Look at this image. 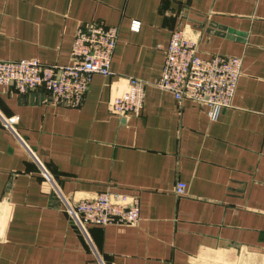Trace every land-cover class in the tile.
<instances>
[{
  "label": "crops",
  "instance_id": "0c3cea01",
  "mask_svg": "<svg viewBox=\"0 0 264 264\" xmlns=\"http://www.w3.org/2000/svg\"><path fill=\"white\" fill-rule=\"evenodd\" d=\"M96 21L119 27L113 74L79 106L0 83V264H264V0H0V59L68 64ZM176 29L243 58L217 115L154 84ZM130 76L148 81L138 116L112 107ZM53 180L73 202L135 194L141 218L83 231Z\"/></svg>",
  "mask_w": 264,
  "mask_h": 264
},
{
  "label": "built area",
  "instance_id": "2783aa9c",
  "mask_svg": "<svg viewBox=\"0 0 264 264\" xmlns=\"http://www.w3.org/2000/svg\"><path fill=\"white\" fill-rule=\"evenodd\" d=\"M139 27L140 22L134 20L132 28ZM118 36V26L102 21L81 24L71 52L72 62L48 64L37 58L0 59V83L13 85L20 93L44 86L51 102L79 106L95 74H113L111 61ZM242 69L241 56L219 53L203 56L197 42L176 29L165 48L161 75L154 84L171 91L178 100L190 99L206 105L217 115L221 108L232 105ZM147 84L143 78L128 77L126 88L112 101L113 110L125 116L140 115ZM186 192V182H178L176 193ZM53 196L83 231L90 224H136L141 218L140 199L135 194L103 191L73 202L53 180Z\"/></svg>",
  "mask_w": 264,
  "mask_h": 264
}]
</instances>
